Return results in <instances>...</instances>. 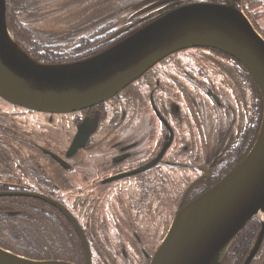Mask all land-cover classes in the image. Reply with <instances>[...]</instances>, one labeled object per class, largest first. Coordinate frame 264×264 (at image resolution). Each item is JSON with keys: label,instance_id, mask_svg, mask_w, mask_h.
<instances>
[{"label": "flooded vegetation", "instance_id": "1", "mask_svg": "<svg viewBox=\"0 0 264 264\" xmlns=\"http://www.w3.org/2000/svg\"><path fill=\"white\" fill-rule=\"evenodd\" d=\"M209 1L224 3L227 0ZM161 15L148 22L135 19L118 23V20L111 19L87 31L85 37L81 36L84 38L81 41H93L100 36L102 38L113 36L115 37L113 41L109 40L103 44L106 46L112 41L109 44L111 46ZM119 30H122L121 33L116 34ZM92 49L89 48L91 51ZM199 52L219 56L221 64L213 62L215 66L212 67L200 65L201 61L197 58ZM234 64L243 78L240 82L232 78L235 82H232L231 87L228 82L226 83V67H233ZM210 74L220 78L219 86L215 84ZM160 76L163 77L159 78ZM227 76L231 77V74L228 72ZM200 82L204 83L202 89L198 87ZM244 82H248L255 99L250 105L245 99L240 100L241 86L239 83ZM227 85L230 86V91ZM188 86L195 90H204L202 94L210 104L207 101L204 102V99L194 102L196 98L188 90ZM220 88L225 89L231 97L232 100L229 99L232 101V107L220 100L217 94ZM257 88L251 74L233 56L216 48L193 46L164 57L109 99L84 109L66 113H44L7 101L6 104L5 100L0 97L2 101L4 100L3 102L0 100V130L1 128L7 130L8 137H11V140L7 141L11 142L15 148L30 149L41 155L40 157L30 156L20 160L21 162H18L16 158L13 159L20 165L18 170L23 177L21 180L15 178L14 182H10L14 185L0 186L1 193H9V195L0 197H30L18 193L31 192L60 203L63 207L41 198H35L46 202V206L52 208L53 213L60 214L57 213L59 220L65 224L66 228L68 226L71 228L69 237L74 238L81 247L77 250L80 264H87L85 243L89 246L90 264H108L110 261H114L113 264H134L138 256L142 262L137 264H148V259L151 262L161 241L165 238L167 196L171 192L178 197L179 187L176 181H180V172L182 170L200 172V176L191 179L187 186L186 191L188 193L193 191V193L189 200H184L182 205L184 206L222 179L239 161L256 137L263 112L262 96ZM133 96L139 97L140 101L133 102ZM124 98H127L126 102ZM179 98L183 100L187 98L189 101L185 109L187 108V111L189 109L193 129L199 132L198 138L205 142L201 144L202 146H197L191 139L178 140L179 131L185 127L184 110H181L180 106L173 105V101ZM112 99L117 100L116 103L113 106L107 105ZM157 102H159L162 113L155 108ZM216 104H219L220 108L225 106L227 114L225 112L224 114L235 121V127L228 136H220L217 143L214 142V145L220 149L213 151L208 148L209 141L205 140L204 133L206 126L210 131L214 130V126H221L220 122L217 123L219 121L218 111L209 110L212 105ZM147 107L153 113L152 117L156 122L155 127L149 126L150 129L147 131V133L152 132V139L149 141L146 140L145 132L136 133L140 126H134L136 125L135 119L141 115V111L147 112ZM245 117L247 124L244 125L242 120ZM170 119L177 125H171ZM142 120L147 123L148 113L147 117ZM105 121H108V126L103 128L102 123ZM227 128L224 131H228ZM54 131L56 134L67 133V135L57 139ZM4 132L5 130L0 131V146H5ZM77 138L78 144L72 150ZM229 142L232 149L224 150L223 163L228 160L230 165L229 163L223 165L220 171L218 168L220 152ZM108 144L109 148L106 150L109 149L107 150L109 156H106L104 152L101 162L95 166L88 167L86 158H76L82 150L88 147ZM52 153L57 154L58 157H54ZM46 167L57 169L58 173L62 171L61 178L56 180L51 174V177L39 175L41 173L39 169ZM23 178L25 180H22ZM27 179L31 182L35 181L34 184L27 183ZM48 186H56L54 190L57 192L49 189ZM60 194L67 197H79L77 205L83 219L78 218L65 201L56 198ZM176 200L177 198L173 200L172 207L174 208ZM182 206L179 201L168 226L172 224ZM64 208L76 219L82 233L73 224L70 216L64 212ZM238 238L240 239L241 236ZM101 240L106 245L114 242L116 248V252L104 257L105 260L96 253L95 245L98 242L102 243ZM238 246V244L234 245L232 249L234 255ZM261 247L250 264L255 261ZM95 259H98V263ZM230 262L232 263V260Z\"/></svg>", "mask_w": 264, "mask_h": 264}, {"label": "water", "instance_id": "2", "mask_svg": "<svg viewBox=\"0 0 264 264\" xmlns=\"http://www.w3.org/2000/svg\"><path fill=\"white\" fill-rule=\"evenodd\" d=\"M236 2L172 6L132 35L88 57L44 63L30 57L12 37L7 0H0V97L23 108L66 113L96 105L164 57L193 46L233 56L256 82L263 112L251 147L222 179L181 207L150 264H221L235 238L255 218L261 228L243 264L251 263L264 241V36ZM77 144L78 138L72 150ZM18 194L63 207L37 193ZM5 195L9 193L0 192ZM63 210L82 233L73 215ZM85 247L90 264L87 243ZM0 264L76 263L33 259L0 246Z\"/></svg>", "mask_w": 264, "mask_h": 264}, {"label": "rangeland", "instance_id": "3", "mask_svg": "<svg viewBox=\"0 0 264 264\" xmlns=\"http://www.w3.org/2000/svg\"><path fill=\"white\" fill-rule=\"evenodd\" d=\"M14 1L16 2L17 6L16 9L14 7V11L11 18L9 17L10 25H8V27L10 33L12 37L18 42V44L25 50V52L30 57L44 63H59V62H67V61H75V60L83 59L110 46L109 44L115 39V37L113 36H108V37L104 36L105 38H102L100 36L98 38H102V39L96 38L93 41H85V40L81 41L82 39H84L81 36L85 37L86 34L88 33L87 31L92 30L96 25L104 24L106 23V21H111V19L118 20V23L129 22V20H135V19L142 22L145 21L148 22L154 19L155 17L168 11L167 8L172 9V6L176 7L180 4H185L194 1L210 2L209 0H14ZM10 2H12V0H10ZM236 4L239 9L243 10L246 13V15L249 17V19L252 21V23L259 32H260L259 29H264V0H237ZM122 30L116 32V34L121 33ZM109 40L112 41L106 46H103V44H105ZM89 48H93L92 51L89 50ZM197 58L198 60L201 61L200 65L202 66L209 67L210 65L212 67L215 66L216 63L221 64V58L212 53L199 52ZM213 62L215 64H213ZM232 66L233 67L230 66L226 67V71H227L226 83L228 82L231 87H232V82H235L232 78H234L235 80H239V82L243 78L242 74L239 73V71L237 70L236 65L234 64ZM228 72L231 74V77L227 76ZM212 73L213 70L211 74ZM211 74L210 77H212V79L215 81V84L219 86L220 78L216 76H211ZM162 77L163 76H160L159 78ZM203 84H204L203 82H200V85L198 87L202 89ZM239 84L241 86L240 100L242 101L245 99L249 105L252 104V102H254L255 99L251 93L252 91L249 87L248 82L239 83ZM230 86L227 85L228 89L230 88ZM188 90L193 94V96H195L196 99L194 100V102H198L202 99H204V102L207 101L204 95L202 94L205 92L204 90L201 91L195 90L191 86H188ZM217 94L218 96H220L221 98L220 100L224 102L225 105H230V107H232L231 106L232 101H230L231 97L228 95L225 89L220 88V91H218ZM115 99H112V101H108L107 105L113 106L114 103H116L115 101H117ZM124 101L126 102L127 98H124ZM139 101H140L139 97L135 98L133 96V102H139ZM4 102L7 104L6 101ZM191 103H193V100H191ZM187 104L189 105V101L187 100V98H185V100H183V98H179L173 101V105L180 106L181 110H184V116H185L184 117L185 127L181 129L182 131L181 130L179 131L178 140L188 141V139H191L194 144L195 143L197 144V146H202L201 144H203L204 140H200L198 138L199 135L198 130L193 129L192 126L193 123L191 116L189 114V109L188 111L187 108L185 109ZM219 106H220L219 104L212 105L211 107L209 106L210 107L209 110L216 109L215 112L218 111L219 121L217 123L220 122L221 126L216 127L213 125L214 130L211 131L206 126L204 133L205 140L209 141L208 148H211L213 151L220 149L217 145H214V142L217 143V140L218 138H220V136L221 137L228 136L230 133L234 131V127H235V121L226 115L227 112L225 106L221 108ZM10 107L15 108L13 106ZM155 108L158 110L159 113H162L159 102H157ZM147 109H148L147 112L141 111V115H139L135 119L136 125L134 126L139 125L140 127L136 130V133L138 134L140 131L145 132L146 140L149 141L152 139V135H151L152 132L147 133V131L148 129H150L149 126L150 127L152 126L151 128H154L156 122L152 117L153 113L150 111L149 107H147ZM224 112L226 114H224ZM147 113H148V121L151 120V122L149 123L148 121L146 123L145 120H142V118L147 117ZM172 119L169 120L170 124L173 126L177 125L172 121ZM242 122L244 125L247 124V118L245 117L242 120ZM102 126L103 128L108 126V121L102 123ZM226 128L228 129V131L227 130L224 131V129ZM155 129H157V127ZM4 130H5L4 132L5 135H3V138H6V140L3 142V138H1V141L5 144V146L4 145L0 146V186L2 185L9 186V185H14V183H10V182H14L13 180H15V178L17 180H21V178L23 177L19 173L18 169L20 165L17 163V161L21 162L20 160L27 159L30 156L40 157L41 155L39 153L34 152L33 150L31 151L30 149L15 148V146L12 145L11 142H8L11 140V137L10 138L8 137L7 130L5 128H1L0 131H4ZM101 132L103 133V131ZM54 133L57 139H60L62 138V136L67 135V133H62L63 135L60 133L56 134V131H54ZM93 139H97V137H93ZM254 140L255 138L253 139V141ZM28 141L31 142L30 140ZM253 141L249 144L246 151L251 147ZM106 148H109V144L106 146L96 145V146L88 147L82 150L81 153L76 158L79 157L86 158L87 160L86 164L88 165V167L89 166L92 167L95 166L98 162H101V158L104 157L103 155L104 152L106 156H109L107 154V150L109 149L106 150ZM224 148L225 149H222L220 152V163L218 164V168L220 169V171L223 165L225 164L227 165L228 163L230 165V161L228 160L223 163V161L225 160L224 150L230 151L232 149V147L230 146V142L226 143V146ZM244 154H242V156ZM52 155L54 157H58L57 154L52 153ZM14 158H16L17 161H14L13 160ZM54 168L51 169L49 167L40 168L39 172L41 173H39V175L43 177H51L52 175V177H55L56 180H59L61 178L62 171L58 169L60 171L58 173L57 169L54 170ZM56 174H58V176H55ZM198 176H200V172H198L197 170L196 171L182 170L180 172V181H176V184L179 187L178 197L176 196V194L173 195L171 192L167 196L168 201L166 203V208H165V226H164V232L166 231V234L170 229L171 224L169 226L168 224L174 214L175 209L178 206V202L181 201V206H182L184 200L187 201L192 197L193 191L188 193L186 189L191 179L196 178ZM22 180L25 179L23 178ZM26 182L29 184H34L35 181L31 182L30 180L27 179ZM48 187L49 189L52 190L57 188L56 186L54 187L48 186ZM54 191L57 192V190ZM56 198L60 199L61 201H65L74 210L76 216L78 218L83 219L81 217L82 215L81 210L77 205V201L79 197H75V196L67 197L65 195L60 194L59 196H56ZM176 198L177 200L175 201L176 204L174 208L172 207V205H173V200ZM40 205L44 206L48 211V214L50 215L49 219H40L39 215L33 218L25 217L24 216L25 208L22 207V205L8 201H0V207L5 208V212L2 214L7 215L6 216L7 220L9 219V221L14 222L13 225L9 224L11 231L9 237L6 238L4 234H1L0 242L5 243L6 245L12 247L17 251L18 250L21 251V253H17V254L27 256L33 259H41V260L61 259V260L71 261L76 264H80L77 256L78 251L75 253L76 251L75 246L71 242H69L68 239L65 240L64 235L62 234V227H61V221L59 220V215L55 212L53 213L48 206L44 204H40ZM109 235H111V233H109ZM255 235L252 238V241L254 240ZM236 238L233 244L231 245V247L229 248L228 252L224 256V259L221 264H236V256L234 255V252H232ZM101 241L102 243L99 244L98 242V244L95 245L98 248L97 249L95 247L97 250L96 253L97 255H99V257H103L104 259V257L116 252L114 242L113 244L106 245L103 244L104 243L103 240ZM95 260L98 263V259ZM104 260L103 262H105ZM231 260L232 263L230 262ZM112 262L114 261H110L108 264H113ZM139 262H142L140 260V256L135 258L134 264H137ZM263 263H264V242L262 244L259 254L257 255L255 261L252 264H263ZM148 264H150V259H148Z\"/></svg>", "mask_w": 264, "mask_h": 264}, {"label": "trees", "instance_id": "4", "mask_svg": "<svg viewBox=\"0 0 264 264\" xmlns=\"http://www.w3.org/2000/svg\"><path fill=\"white\" fill-rule=\"evenodd\" d=\"M16 6H17V4L14 0H12V2H10V0H7V22H8V25H10L9 17L11 18L13 11H14V7L16 9ZM259 30H260L261 34L264 36V29H259ZM257 90H258V88H257ZM259 94H260V91H259ZM0 201H8V202L18 203V204L22 205V207L25 208V210H24L25 211L24 212L25 217L33 218V217L39 215L40 219H49L50 218V215L48 214V211L46 210V208L44 206L40 205V204L46 205L45 204L46 202H43L41 200L31 198V197L9 196V197H5V198L0 197ZM49 209L52 210V208H49ZM4 212H5V208L0 207V235L4 234L5 237L8 238L10 235V232H11L9 224L13 225L14 222L9 221V219L7 220V218H6L7 215L2 214ZM61 227H62V234L64 235L65 240L68 239V241L71 242L75 246V248H76L75 253H76L78 248L81 249V247L78 246V244L74 240V238L69 237L70 236L69 232L71 231V228L69 226L66 228L65 224H63L62 222H61ZM260 228H261V223L257 218H255L238 234V236L239 237L241 236V238L239 239L237 236L238 239L236 238V241H235V245H237V244L239 245L237 247V252L235 254L236 264H242L244 258L246 257V255L248 254V252L250 250L252 238L258 232V230ZM0 246H2L4 248H8L10 250H13L16 253H21V251H19V250L17 251L15 249H13L12 247L6 245L5 243L0 242Z\"/></svg>", "mask_w": 264, "mask_h": 264}]
</instances>
